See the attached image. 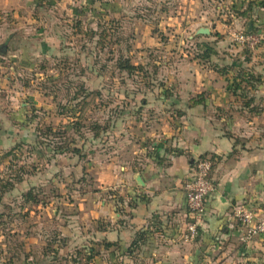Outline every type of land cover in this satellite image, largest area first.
<instances>
[{"label":"rangeland","instance_id":"374dc122","mask_svg":"<svg viewBox=\"0 0 264 264\" xmlns=\"http://www.w3.org/2000/svg\"><path fill=\"white\" fill-rule=\"evenodd\" d=\"M259 2L0 0V62L12 67L9 82L27 103L14 124L19 136L0 147V264H63L54 261L52 237L64 238L59 226L84 223L77 196L97 188L101 162L131 163L151 134L176 121L178 85L195 72L214 78V46L217 59L227 47L245 58L249 50L232 34L249 23L264 32ZM124 60L131 72L120 67ZM255 94L264 100V88ZM49 141L83 149L53 154ZM28 191L34 199L25 201Z\"/></svg>","mask_w":264,"mask_h":264},{"label":"crops","instance_id":"0c3cea01","mask_svg":"<svg viewBox=\"0 0 264 264\" xmlns=\"http://www.w3.org/2000/svg\"><path fill=\"white\" fill-rule=\"evenodd\" d=\"M9 3L2 0L3 6ZM257 15L264 24V12ZM257 32L262 33L251 29L259 35ZM260 37L255 50H246L248 60H241L235 47L221 50L223 58L217 59L220 50L214 46V78L207 79L205 74L199 78L195 72L194 78L178 85L180 92L172 99L179 110L176 121H169L161 135L151 134L148 149H142L131 163H124L121 157L101 162L103 167L93 175L97 188L77 196L83 202L84 223L59 226L64 238L57 233L52 237L54 261L264 264V234L240 243V229L232 214L235 206L244 204L264 218V108L258 114L249 111L254 102H264L255 94L264 88V32ZM224 66H230L225 75L218 70ZM238 68L261 79L256 90L246 87L249 106L233 89L232 77ZM11 72L12 67L0 62V89L7 93L0 94V147L16 140L20 130L14 124L19 123V111L27 104L19 102L9 82ZM198 157L211 161L213 191L206 200L196 239L185 243L180 237L189 222L185 184Z\"/></svg>","mask_w":264,"mask_h":264},{"label":"built area","instance_id":"2783aa9c","mask_svg":"<svg viewBox=\"0 0 264 264\" xmlns=\"http://www.w3.org/2000/svg\"><path fill=\"white\" fill-rule=\"evenodd\" d=\"M232 35L238 44L244 45L249 51L255 50L261 42L260 35L247 31H239ZM211 167L212 164L209 159L196 158L192 176L185 184L189 222L180 236L185 243L193 242L196 239L197 226L205 212L206 200L213 191L210 180ZM232 214L240 229L238 238L240 243H248L255 237L264 234V218H258L246 205L239 204L235 206Z\"/></svg>","mask_w":264,"mask_h":264},{"label":"trees","instance_id":"16d2710c","mask_svg":"<svg viewBox=\"0 0 264 264\" xmlns=\"http://www.w3.org/2000/svg\"><path fill=\"white\" fill-rule=\"evenodd\" d=\"M263 3H264V1L261 0V2L256 4L257 7L255 9L256 12L254 14L256 15L257 18H259L257 13L258 12L260 13V10H259L258 7H263ZM253 8L251 10H253ZM245 15H247V14L246 13H242V16H245ZM261 22L264 23V20L262 19ZM252 31H253V27H252ZM209 51L211 52L212 50H209ZM245 53H246V51L244 52V54ZM214 54H216L215 51H214ZM203 57H206V55L202 56V58ZM245 59L248 60V57H246ZM120 67L122 69L128 70V72H131L133 70V68H134L132 65L129 64L128 60H124V61L120 62ZM229 68H230V66H224V67H222V68H220L218 70H219V72L221 74L225 75ZM236 70H237V72L232 77V80L234 81V83H233L234 84V86H233L234 92H235L236 95H238V96H240V97H242L244 99V105L245 106H249L250 105V99L247 98V93L237 94L238 93L237 91H241L242 92V90H244V88L241 86L242 83H245L244 87L245 88L248 87V89H249L248 91L256 90L257 87L261 83L260 76H257V75L252 74V73L251 74L247 73V71H245L243 68H238ZM249 111L251 113L258 114L261 111V109H257V108H254V106H251L249 108ZM49 129L50 128H48V131H49ZM101 129H106V128L103 127ZM54 143L55 142H53V141H49L48 145H47V149H50V147H52L49 151H51V153H53V154L63 153V152H67L68 151V152H72V153L77 154V155H79V154L81 155V152H82V149H83L82 145H77V144H74V143H73L72 147L70 146L71 148H69L68 146H59V145H56ZM82 179H84V178H81L80 181H82ZM24 199H25V201L34 199V197L31 196V191H28V192H26L24 194Z\"/></svg>","mask_w":264,"mask_h":264},{"label":"water","instance_id":"95a60500","mask_svg":"<svg viewBox=\"0 0 264 264\" xmlns=\"http://www.w3.org/2000/svg\"><path fill=\"white\" fill-rule=\"evenodd\" d=\"M251 29H252V25H251V23H249V27H248L247 32H250ZM196 32H197L198 34H203V35L209 34V30H208L207 28H201V27L198 28ZM1 51H2V52H5V47H4V46L1 47ZM137 179L140 180L139 177H138Z\"/></svg>","mask_w":264,"mask_h":264}]
</instances>
